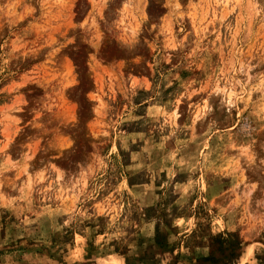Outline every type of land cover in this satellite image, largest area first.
Returning <instances> with one entry per match:
<instances>
[{
    "label": "rangeland",
    "instance_id": "obj_1",
    "mask_svg": "<svg viewBox=\"0 0 264 264\" xmlns=\"http://www.w3.org/2000/svg\"><path fill=\"white\" fill-rule=\"evenodd\" d=\"M0 0V264H264V0Z\"/></svg>",
    "mask_w": 264,
    "mask_h": 264
},
{
    "label": "crops",
    "instance_id": "obj_2",
    "mask_svg": "<svg viewBox=\"0 0 264 264\" xmlns=\"http://www.w3.org/2000/svg\"><path fill=\"white\" fill-rule=\"evenodd\" d=\"M125 3H127L128 2V0H125L124 1ZM129 3H131V4H134L135 3V0H130V2Z\"/></svg>",
    "mask_w": 264,
    "mask_h": 264
}]
</instances>
